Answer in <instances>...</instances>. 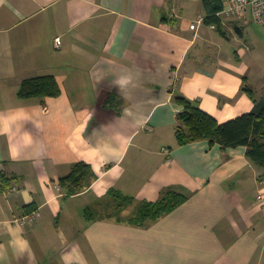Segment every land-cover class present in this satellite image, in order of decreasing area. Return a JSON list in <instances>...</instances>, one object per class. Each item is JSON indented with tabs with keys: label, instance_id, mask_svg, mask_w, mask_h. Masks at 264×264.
Here are the masks:
<instances>
[{
	"label": "crops",
	"instance_id": "crops-1",
	"mask_svg": "<svg viewBox=\"0 0 264 264\" xmlns=\"http://www.w3.org/2000/svg\"><path fill=\"white\" fill-rule=\"evenodd\" d=\"M204 16L203 0H0V264H264V167L248 146L176 138L178 98L220 125L264 100V33ZM46 76L57 97L18 96ZM170 190L187 201L131 224Z\"/></svg>",
	"mask_w": 264,
	"mask_h": 264
},
{
	"label": "trees",
	"instance_id": "trees-1",
	"mask_svg": "<svg viewBox=\"0 0 264 264\" xmlns=\"http://www.w3.org/2000/svg\"><path fill=\"white\" fill-rule=\"evenodd\" d=\"M205 16L203 23L207 26H215L222 33L223 19L218 14L223 10L222 0H203ZM244 92L256 103L254 91L245 86ZM60 89L55 78L51 76L38 77L23 81L18 96L23 99L39 97H57ZM181 110L178 113V125L176 127V138L180 146L209 140L217 142L223 148H236L248 146V157L258 166L264 167V100L256 103L251 113L241 115L225 124H218L217 121L200 108L194 106L184 98L177 99ZM90 174V167L85 163H78L73 166L69 175L60 180V186L73 196L78 194L84 187V182ZM2 181L5 187L11 186L4 174ZM120 208L132 200L121 197ZM188 197L180 192L170 190L156 202L141 203L131 219V224L143 226L146 222L157 220L163 217L183 203ZM126 201V203H125ZM37 211L33 210L32 212ZM26 214V215H28Z\"/></svg>",
	"mask_w": 264,
	"mask_h": 264
},
{
	"label": "built area",
	"instance_id": "built-area-1",
	"mask_svg": "<svg viewBox=\"0 0 264 264\" xmlns=\"http://www.w3.org/2000/svg\"><path fill=\"white\" fill-rule=\"evenodd\" d=\"M251 17V20L264 27V0H224L223 10L218 14L219 17L231 18V19H246L247 16ZM202 22V19L198 20L196 23L190 25L192 30H195L196 27ZM56 47L60 46V39H56ZM165 154H168V149H163ZM264 202L262 196L258 198ZM40 218L39 211H34L31 214L25 215L21 218H16L12 221L14 225L25 226L28 223H33Z\"/></svg>",
	"mask_w": 264,
	"mask_h": 264
},
{
	"label": "rangeland",
	"instance_id": "rangeland-1",
	"mask_svg": "<svg viewBox=\"0 0 264 264\" xmlns=\"http://www.w3.org/2000/svg\"><path fill=\"white\" fill-rule=\"evenodd\" d=\"M236 20H238V19H236ZM242 20H244V19H242ZM242 20L236 21L235 26L241 25L242 23H240V21H242ZM263 28L264 27H262V28L256 27V24L252 23V26L248 29V31H255L257 33V35H260L259 33H264Z\"/></svg>",
	"mask_w": 264,
	"mask_h": 264
},
{
	"label": "water",
	"instance_id": "water-1",
	"mask_svg": "<svg viewBox=\"0 0 264 264\" xmlns=\"http://www.w3.org/2000/svg\"><path fill=\"white\" fill-rule=\"evenodd\" d=\"M234 32L239 36V37H244L243 30L239 26H235Z\"/></svg>",
	"mask_w": 264,
	"mask_h": 264
}]
</instances>
